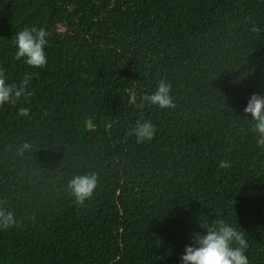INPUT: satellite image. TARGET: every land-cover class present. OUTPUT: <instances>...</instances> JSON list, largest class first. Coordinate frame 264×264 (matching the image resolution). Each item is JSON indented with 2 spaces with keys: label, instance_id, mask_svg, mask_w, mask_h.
<instances>
[{
  "label": "trees",
  "instance_id": "16d2710c",
  "mask_svg": "<svg viewBox=\"0 0 264 264\" xmlns=\"http://www.w3.org/2000/svg\"><path fill=\"white\" fill-rule=\"evenodd\" d=\"M25 26L50 33L42 68L14 59ZM0 69L31 75L0 107V201L16 219L0 264H179L217 217L264 264V149L243 111L264 95V0H0ZM161 80L174 107L141 103ZM143 120L156 131L137 142ZM91 172L77 204L69 180Z\"/></svg>",
  "mask_w": 264,
  "mask_h": 264
},
{
  "label": "clouds",
  "instance_id": "9594fccd",
  "mask_svg": "<svg viewBox=\"0 0 264 264\" xmlns=\"http://www.w3.org/2000/svg\"><path fill=\"white\" fill-rule=\"evenodd\" d=\"M255 30V29H253ZM50 33L44 27L25 26L13 37L15 46L14 59L22 61L32 68H42L47 63L46 46ZM31 75L26 73L19 84L9 83L2 69H0V107L15 105L21 98L31 93L27 91L30 86ZM171 85L161 80L156 90L140 97L141 103L155 105L165 109L174 107L170 95ZM129 104H137V94L133 90L129 96ZM246 117L252 122L256 135V144L264 149V95L253 93L243 109ZM29 109L20 108L19 114L27 116ZM156 129L150 120L138 121L130 130V135L137 142L149 141L153 138ZM31 145L23 143L18 154L23 155L30 150ZM227 161H220L219 167H229ZM98 177L95 172L73 176L68 183L71 196L77 204H83L90 199L97 187ZM16 224L12 210L0 201V230H7ZM203 231H196L190 236V243L186 244L179 258V264H250L247 249L249 242L243 231L234 220L217 217L215 220L207 218L198 221Z\"/></svg>",
  "mask_w": 264,
  "mask_h": 264
}]
</instances>
